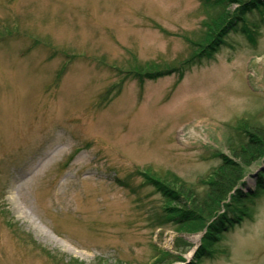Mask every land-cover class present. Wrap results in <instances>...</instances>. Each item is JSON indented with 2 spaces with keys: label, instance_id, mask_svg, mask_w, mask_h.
<instances>
[{
  "label": "rangeland",
  "instance_id": "1",
  "mask_svg": "<svg viewBox=\"0 0 264 264\" xmlns=\"http://www.w3.org/2000/svg\"><path fill=\"white\" fill-rule=\"evenodd\" d=\"M215 9L0 0V264H264V157L236 187L254 196L218 215L242 213L211 230L152 179L202 194L264 123V6L182 74H143L181 67Z\"/></svg>",
  "mask_w": 264,
  "mask_h": 264
},
{
  "label": "trees",
  "instance_id": "2",
  "mask_svg": "<svg viewBox=\"0 0 264 264\" xmlns=\"http://www.w3.org/2000/svg\"><path fill=\"white\" fill-rule=\"evenodd\" d=\"M204 6L214 7V15L211 19L204 23V29L201 34L198 35L197 41L192 38L189 40L193 53L186 59L181 60V67H178V63L174 62L172 65L166 64L165 62H158L153 60L148 63L147 68L149 69L146 73L148 77L155 78L162 74L169 73L170 71H181L183 67H187L191 62L197 58H200L206 54H209L214 46L220 45L217 40L218 35L224 34L228 29L234 28L235 24L239 21H245V16L254 10L261 9L264 6V0H200ZM233 5H236L233 8ZM35 43L38 41L35 40ZM137 73L142 74L140 70H136ZM244 134L246 138L237 146L231 149L232 155L230 157L221 154L223 158L219 167L215 172V177L208 182L207 189L202 194L198 195L186 188L184 185L175 186V182L160 184L159 178H152L157 189L165 193L167 197H171L172 200L181 204V200L178 195H188L191 199L189 208H181L180 216L183 218L196 219L197 217H209L216 219V222L211 224L215 228H219L221 225H226L228 222L234 223L235 218L238 217L239 212L236 208L235 214L224 213L225 215L220 216L219 211L222 206L226 205L227 198H232L241 206L244 196H254L253 192L245 194L242 193L238 185L241 184L243 176L245 174V168L250 167L253 163L264 157V123L263 124H249L245 127ZM261 177L264 175V170L261 171ZM264 180L259 179L257 188L264 190ZM174 186V188H169ZM241 186V185H240ZM176 188V189H175ZM236 192V193H235ZM172 195L176 196L174 198ZM169 199V198H168ZM231 218L233 221H231ZM212 233V231H210Z\"/></svg>",
  "mask_w": 264,
  "mask_h": 264
},
{
  "label": "bare ground",
  "instance_id": "3",
  "mask_svg": "<svg viewBox=\"0 0 264 264\" xmlns=\"http://www.w3.org/2000/svg\"><path fill=\"white\" fill-rule=\"evenodd\" d=\"M16 204H15V208H17V210H19V212H21V207L19 206V205H17L18 203L17 202H15ZM34 230H37L40 234H42L43 236L45 235H47L46 234V232L43 230V228L40 226V225H38V224H36L35 225V228H34ZM47 239H50V238H47Z\"/></svg>",
  "mask_w": 264,
  "mask_h": 264
}]
</instances>
